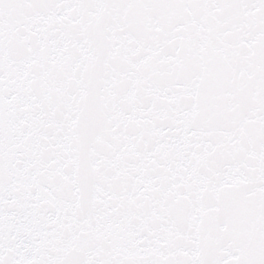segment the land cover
I'll list each match as a JSON object with an SVG mask.
<instances>
[{
	"label": "snow or ice",
	"instance_id": "1",
	"mask_svg": "<svg viewBox=\"0 0 264 264\" xmlns=\"http://www.w3.org/2000/svg\"><path fill=\"white\" fill-rule=\"evenodd\" d=\"M0 264H264V0H0Z\"/></svg>",
	"mask_w": 264,
	"mask_h": 264
}]
</instances>
